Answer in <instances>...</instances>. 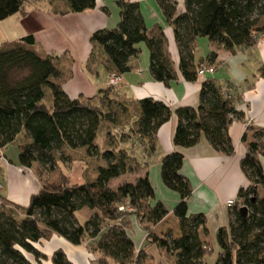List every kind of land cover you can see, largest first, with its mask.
I'll return each instance as SVG.
<instances>
[{
	"label": "trees",
	"instance_id": "16d2710c",
	"mask_svg": "<svg viewBox=\"0 0 264 264\" xmlns=\"http://www.w3.org/2000/svg\"><path fill=\"white\" fill-rule=\"evenodd\" d=\"M48 1L65 3L66 13L72 14L96 5V0ZM155 1L173 28L179 70L187 82L196 81L198 76L200 66L194 58L198 38L204 37L211 46L233 53L252 47L257 41L254 34L264 35V0H184L182 14L177 13L175 0ZM24 2L0 0V22L18 13ZM116 5L120 10L116 28L98 30L90 37L93 47L106 58L110 75L121 77L129 72L130 59L138 56V45L144 43L150 53L149 70L154 81L168 84L175 80L163 32L147 31L137 3L116 0ZM215 57L212 52L209 61ZM137 106L139 115L132 132L144 141L148 154L155 152L158 129L174 114L175 148L193 147L204 136L215 151L226 157L233 155L228 128L230 115L236 117L237 112L234 102L214 82L202 84L196 107L172 110L152 99H142ZM123 108L121 104L96 107L89 101L70 99L63 90L55 60L35 49L32 35L0 44V150L20 137L19 166L45 167L50 174L30 196L27 206L0 196V264H72L61 250L48 258L38 249V244L53 235L75 246L88 240L89 250L99 256L98 264H141L146 256L143 250H135L128 235L129 215L137 217L146 233L147 246L160 249L167 264H206L213 249L203 238L207 235L205 216L188 213L192 190L180 173L184 162L181 152L165 155L160 163L163 186L179 196L173 209L179 226L176 238L171 232L162 237L153 232L168 210L160 202L150 204L154 189L147 174L115 189L109 187L111 180L138 169L125 151H116L112 136L108 135L104 151L96 143L102 125L113 124L118 113H124ZM254 138H242L247 152L240 166L248 186L240 189L238 202L230 206L228 226L216 233L219 252L214 264H264V171L260 162L264 135L257 132ZM76 149H83L96 167L95 177L82 183H73L69 176L54 172L59 162L69 159L67 150ZM96 159L104 165L98 167ZM83 208L96 213L81 223L76 214ZM242 208L246 209L245 215L240 212Z\"/></svg>",
	"mask_w": 264,
	"mask_h": 264
},
{
	"label": "crops",
	"instance_id": "0c3cea01",
	"mask_svg": "<svg viewBox=\"0 0 264 264\" xmlns=\"http://www.w3.org/2000/svg\"><path fill=\"white\" fill-rule=\"evenodd\" d=\"M124 1L139 5L148 32H163L172 69L177 75L175 80L168 84L154 81L149 70V50L144 43H140L139 54L136 58L130 59V71L121 75L118 89L111 90L108 87L110 72L106 58L98 48L93 47L90 37L98 30L116 28L120 21V10L116 0H96L93 9L77 14L66 13L67 7L63 2L50 4L48 0H25L21 10L5 20L12 19L14 26H18L16 28L20 27L19 30L28 31L26 35L34 37L35 49L55 60L62 74L63 90L70 99L89 101L96 107L105 103L123 105L124 113L119 112L118 119L113 124L102 125L96 143L100 142L98 147L101 151L106 150L107 138L110 135L117 145L116 151H125L137 163L136 172L111 180L109 182L111 189L125 182L132 183L145 174L148 175L154 189V199L150 204L160 202L168 210L166 218L153 228V232L161 237L168 232H171L175 238L179 235L178 221L173 216V209L179 202V196L163 186L160 163L165 155L176 150L182 153L184 162L180 173L189 182L192 190L187 201L188 213L205 216L207 235L203 238L213 243L218 253L216 233L219 228L227 227L230 221L231 207L227 205V201H237L240 189L248 186L240 166L247 152V145L243 143L242 138L247 135L249 140H254V134L257 132L264 135V39L257 40L252 47L239 48L232 53L211 46L204 37L198 38L194 47V58L200 68L205 67L206 70L203 75L197 76L196 81L187 82L179 70V51L173 28L166 21L157 2L155 0ZM175 2L177 13H184V0H175ZM6 36L8 37L4 42L6 44L16 42L23 37L17 34H6ZM212 52H215L216 57L210 62L209 55ZM206 81L214 82L224 94V89H231L230 99L234 102L237 112L228 128V136L234 148L233 155L226 157L215 151L204 136L193 147L175 148L172 140L177 119L174 114L158 129L155 137V152L148 154L144 141L132 132L139 115L138 102L142 99H152L172 110L179 107H196L199 104L201 86ZM249 119L252 121L248 122ZM20 141L19 137L11 145L18 146ZM8 147L1 149L0 154L6 153ZM67 151L70 156L69 165H72L70 169L67 167L70 172L74 169V172L78 170L77 172H81L85 177H95L96 167L92 166V171H88L89 160L93 162V158L87 157L83 149ZM76 156H80V160L88 161L77 166ZM4 158L7 161L8 176L5 184L0 183L3 185L0 196L14 204L27 206L30 196L35 194L41 185L33 173L34 167L27 169L19 166L18 156L17 160H10L4 154ZM96 160L100 163L97 164L98 167L104 165L103 161ZM260 162L264 171V156L260 157ZM55 171L71 178V174L67 171L63 172L60 169ZM86 179L84 178V181ZM72 182L76 181L72 180ZM95 213L96 211L83 208L76 215L82 223ZM127 222L129 225L127 232L135 250H143L146 256L141 264H167V259L160 249L155 245L147 246L146 233L137 217L129 215ZM88 244L86 240L83 244L75 246L64 238L53 235L49 241H42L37 247L48 258L56 250H61L72 264H98L99 256L89 250ZM109 264L114 263L110 261Z\"/></svg>",
	"mask_w": 264,
	"mask_h": 264
},
{
	"label": "rangeland",
	"instance_id": "374dc122",
	"mask_svg": "<svg viewBox=\"0 0 264 264\" xmlns=\"http://www.w3.org/2000/svg\"><path fill=\"white\" fill-rule=\"evenodd\" d=\"M262 22L264 23V19L262 20ZM11 24H13L12 19L0 22V44L6 42L8 40V37L6 36V34H15V35L17 34L19 36H24V35L28 34L27 33L28 31L19 30L20 27L16 28L18 26H14V24H13V27H11L12 26ZM98 144H100V142H98ZM8 148L9 149H8V151L6 153H1L0 154V183L1 184H5L7 176H8V168L6 166V164H7L6 162L7 161L4 158V154L10 160H12V159L17 160V156H18V149H17V145L16 144L15 145H10ZM16 153H17V155H16ZM14 156H16V157H14ZM76 158L77 159H75V160H77L76 161L77 162L76 163L77 166H79V165L81 166V165L85 164L86 161H88V160H80V158H81L80 156H76ZM91 163H92V161L89 160V165H88V171L89 172L92 171V169H93V167H92L93 164H91ZM69 164L70 163L68 162V160H66L64 163L59 162L57 164L55 170L60 169L63 172L64 171L65 172L66 171L69 172V174H71L72 180L76 181L75 183H81V182L84 181V178H88V177L90 178V176L85 177V176H83V174L81 175V172H77L78 170L76 172H74V169H72V172H70L67 169V167L70 169L72 165H69ZM57 167H58V169H57ZM55 170H54V172L56 173L57 171H55ZM33 173L37 177L38 182L40 184H41V182L44 181V179L48 178L49 175H50L48 169H46L45 167H39V166H34ZM90 175H91V173H90ZM112 185H113V183H112ZM2 191H3V188H2V190H0V193ZM211 248L213 249V252L206 258V264H209V262H212L211 264H214L216 259H217V253H216V251L214 249V244L213 243L211 244ZM217 248H218V246H217Z\"/></svg>",
	"mask_w": 264,
	"mask_h": 264
},
{
	"label": "built area",
	"instance_id": "2783aa9c",
	"mask_svg": "<svg viewBox=\"0 0 264 264\" xmlns=\"http://www.w3.org/2000/svg\"><path fill=\"white\" fill-rule=\"evenodd\" d=\"M254 38H256L257 40H260V39H264V35H262V34H254ZM206 70V68L205 67H201L199 70H198V75H203V73H204V71ZM108 85L110 86V88L111 89H113V90H116V89H118V87H119V85H120V76L119 75H117V74H111L110 76H109V79H108ZM224 92H225V96L227 97V98H230V92H231V89L230 88H226V89H224ZM230 118L231 119H233V118H235V117H233V116H231L230 115ZM252 120L251 119H249L248 120V122H251ZM2 185L0 184V190H2ZM234 204V201L233 200H228L227 201V205L228 206H231V205H233ZM127 209H129L128 207H126ZM124 208H120V210H123Z\"/></svg>",
	"mask_w": 264,
	"mask_h": 264
},
{
	"label": "water",
	"instance_id": "95a60500",
	"mask_svg": "<svg viewBox=\"0 0 264 264\" xmlns=\"http://www.w3.org/2000/svg\"><path fill=\"white\" fill-rule=\"evenodd\" d=\"M240 212H241V213L244 212L243 215H245V214H246V209H245V208H242V209L240 210Z\"/></svg>",
	"mask_w": 264,
	"mask_h": 264
}]
</instances>
